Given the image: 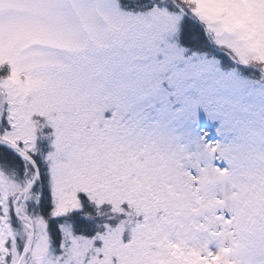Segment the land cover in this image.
Here are the masks:
<instances>
[{
	"label": "snow or ice",
	"instance_id": "1",
	"mask_svg": "<svg viewBox=\"0 0 264 264\" xmlns=\"http://www.w3.org/2000/svg\"><path fill=\"white\" fill-rule=\"evenodd\" d=\"M0 264H264V0H0Z\"/></svg>",
	"mask_w": 264,
	"mask_h": 264
}]
</instances>
